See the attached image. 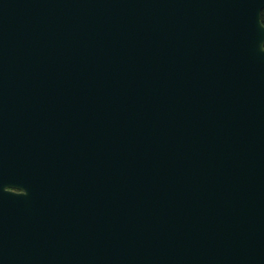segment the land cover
Wrapping results in <instances>:
<instances>
[{
  "label": "water",
  "instance_id": "water-1",
  "mask_svg": "<svg viewBox=\"0 0 264 264\" xmlns=\"http://www.w3.org/2000/svg\"><path fill=\"white\" fill-rule=\"evenodd\" d=\"M264 0H0V264H264Z\"/></svg>",
  "mask_w": 264,
  "mask_h": 264
},
{
  "label": "trees",
  "instance_id": "trees-1",
  "mask_svg": "<svg viewBox=\"0 0 264 264\" xmlns=\"http://www.w3.org/2000/svg\"><path fill=\"white\" fill-rule=\"evenodd\" d=\"M261 20H262L263 23H264V9L261 11Z\"/></svg>",
  "mask_w": 264,
  "mask_h": 264
}]
</instances>
